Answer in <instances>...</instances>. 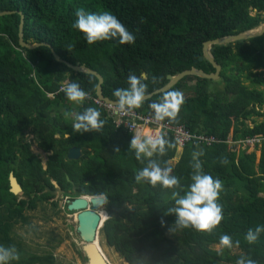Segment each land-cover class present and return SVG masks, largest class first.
Masks as SVG:
<instances>
[{
    "label": "trees",
    "instance_id": "1",
    "mask_svg": "<svg viewBox=\"0 0 264 264\" xmlns=\"http://www.w3.org/2000/svg\"><path fill=\"white\" fill-rule=\"evenodd\" d=\"M77 8L111 12L134 34V43L87 44L72 27ZM0 12H13L0 17V245L16 248L20 259L12 264H55L51 253L26 251L15 239L13 227L27 225L24 213L53 200L57 188L73 198L103 194L108 218L98 235L126 264H235L241 256L264 264V232L253 244L244 239L249 228L264 227V144L257 163L253 153L236 158L220 143L186 145L171 164L176 145L170 133L163 134L173 147L153 159L162 167L167 162L172 174L180 178V188L190 183L192 152L201 149L202 170L222 181L220 224L210 232L179 228L174 214L167 211L173 205L171 192L134 179L147 161H137L129 150L131 134L114 129L90 99L77 105L59 91L62 83L75 80L91 99L96 98V78L75 74L51 53L99 74L102 95L110 101H116L114 89L127 87L130 73H146L149 94L166 85L168 75L191 69L213 73L208 62L198 61L202 44L262 24L264 0H0ZM17 12L23 15V41L50 49L27 50L18 45ZM211 52L221 67L219 81L186 77L178 82L170 90L181 91L184 102L177 119L167 123L220 140L228 134L264 136V34L216 46ZM159 95L135 110L152 115L148 104ZM90 106L100 111L104 127L99 132H74V116L65 117L64 112L74 114ZM256 119L262 120L256 123ZM246 121L253 127L246 126ZM32 144L49 154L45 168L31 153ZM73 147L81 150V157L69 161L66 154ZM221 157L228 163L222 165ZM9 173L21 186V196L9 192ZM180 188L176 191L183 194ZM50 204L56 207L55 202ZM222 234L238 240L239 246H221ZM214 246L221 249L214 250Z\"/></svg>",
    "mask_w": 264,
    "mask_h": 264
},
{
    "label": "clouds",
    "instance_id": "2",
    "mask_svg": "<svg viewBox=\"0 0 264 264\" xmlns=\"http://www.w3.org/2000/svg\"><path fill=\"white\" fill-rule=\"evenodd\" d=\"M74 15L75 20L72 27L83 35L89 45L108 40H114L121 45H132L136 39L134 34L109 11L95 13L86 11L84 8H77ZM147 78L144 72H140L139 75L130 73L127 76V87L117 88L112 92L116 98L115 107L122 113L141 108L147 95L148 84L145 83ZM151 82L155 84L156 78L153 77ZM60 91L69 102L77 105L82 104L86 99H91L88 92L81 88L75 80L62 83ZM183 102V93L179 90L161 93L157 99L148 104L152 113V122L158 127L162 122H174ZM64 116H74L71 127L77 133L99 132L105 125L100 111L91 106L74 114L64 112ZM172 147L173 144L163 134L153 135L147 130L142 135L133 134L129 141V150L137 161H147L144 167L136 171L134 179L137 182H146L153 187L159 185L161 189L171 192L173 205L167 211L174 214L177 227L210 232L223 219L222 206L218 202L219 194L223 190L222 181L202 170L199 160V157L203 155L201 149L192 152L190 183L186 189L180 188V178L172 174L173 170L166 166L167 162L162 167L156 159H153L154 156L165 155L166 150ZM220 163L225 165L228 161L221 157ZM178 188L183 194L176 191ZM104 199L105 197L101 193L96 196L95 202L99 203ZM262 232H264V227L260 225L249 228L244 239L247 243L253 244ZM219 243L223 247L231 248L234 245L239 246L240 242L238 240L234 242L229 235L222 234L219 237ZM19 259V254L14 246L0 245V264H12ZM235 264H256V261L241 256L235 260Z\"/></svg>",
    "mask_w": 264,
    "mask_h": 264
},
{
    "label": "water",
    "instance_id": "3",
    "mask_svg": "<svg viewBox=\"0 0 264 264\" xmlns=\"http://www.w3.org/2000/svg\"><path fill=\"white\" fill-rule=\"evenodd\" d=\"M13 12H0V17L11 15ZM19 16V25L17 32V41L18 45L21 48H25L27 50H33L38 48L39 46H46L50 49L49 46L45 44H32L28 45L23 41V15L21 12H17ZM264 34V22L259 26L241 32L236 35H228L224 37H219L213 40L206 41L202 44V55L198 57V61H206L211 67L214 69L213 73H205L198 69H191L182 71L173 76L168 75L166 77L167 83L163 87L149 93L145 97V101L151 99L154 96H157L163 92L169 91L172 87H174L178 82L186 77H196L204 80H219V74L221 71V67L215 62L214 57L212 55V50L216 46H225L228 44H233L238 41H249L254 38H258ZM54 60L57 63L63 64L68 69L72 70L75 74H84L90 75L96 78L97 85L95 89V96L98 100L114 104L115 102L110 101L102 95L101 85L103 83L102 77L96 72L90 70L84 65H71L67 62L62 61L57 55L51 51ZM80 157V149L78 148H70L67 152V160L76 161ZM66 181L69 182V179L66 177ZM9 182V192L14 195H21L22 189L21 186L17 183L15 177L12 173L8 175ZM70 183V182H69ZM87 196H79L75 199L66 201V210L75 214V234L77 235L79 241L81 242V253L83 258L86 261V264H108L107 260L103 256L99 245H98V233L100 228L102 227L104 221L108 218L106 213L104 212V200L99 203L95 202L96 197H91L90 199H85ZM98 209H103L100 213L96 211Z\"/></svg>",
    "mask_w": 264,
    "mask_h": 264
},
{
    "label": "rangeland",
    "instance_id": "4",
    "mask_svg": "<svg viewBox=\"0 0 264 264\" xmlns=\"http://www.w3.org/2000/svg\"><path fill=\"white\" fill-rule=\"evenodd\" d=\"M218 88H222L220 83ZM27 139L30 140L31 137L27 136ZM30 151L38 157L44 167L48 154L37 150L34 144L31 145ZM179 154L180 151L176 150V155L171 164L179 159ZM55 187L57 188L56 185ZM53 195V200L39 204L34 211L24 213L28 219V224H17L13 227L15 239L20 240L29 253L39 255L51 253L55 258V264H86L80 250L81 242L75 234V214L66 210V201L73 197L65 198L66 196H63L58 188ZM52 201L56 203V207L51 206ZM101 211L103 209H98L96 212L100 213ZM98 245L108 264H126L112 248L106 247L100 241L99 235ZM213 249L220 250L221 246H214ZM233 253H237V251H233Z\"/></svg>",
    "mask_w": 264,
    "mask_h": 264
},
{
    "label": "built area",
    "instance_id": "5",
    "mask_svg": "<svg viewBox=\"0 0 264 264\" xmlns=\"http://www.w3.org/2000/svg\"><path fill=\"white\" fill-rule=\"evenodd\" d=\"M60 91V88H59ZM49 99L54 98V94H46ZM94 105L102 109L105 117L109 120L114 129H124L127 133L142 135L146 130L153 135L170 133L176 145L177 151H182L186 145L194 147H210L214 144H224L229 152L234 153L237 158L241 153H253L264 144V136L253 135L234 138L228 134L224 140L209 136L204 133H189L183 126H171L167 122H162L158 127L152 122V115L142 114L136 110L121 112L114 104L104 103L97 98L90 99Z\"/></svg>",
    "mask_w": 264,
    "mask_h": 264
},
{
    "label": "crops",
    "instance_id": "6",
    "mask_svg": "<svg viewBox=\"0 0 264 264\" xmlns=\"http://www.w3.org/2000/svg\"><path fill=\"white\" fill-rule=\"evenodd\" d=\"M262 119H256V123H259ZM245 125L248 126L249 128H252L253 125L250 121H246L245 122ZM245 137V136H243ZM260 151H261V147L258 149V150H255L253 152L254 156H255V162L257 163L258 162V159H259V156H260Z\"/></svg>",
    "mask_w": 264,
    "mask_h": 264
},
{
    "label": "flooded vegetation",
    "instance_id": "7",
    "mask_svg": "<svg viewBox=\"0 0 264 264\" xmlns=\"http://www.w3.org/2000/svg\"><path fill=\"white\" fill-rule=\"evenodd\" d=\"M57 136H59V135L57 134ZM66 137H67V136H66ZM35 147H36V146H35ZM74 148H76V147H74ZM36 149H37V148H36ZM78 149H79V148H78ZM37 150H38V149H37ZM68 150H69V149H68ZM39 151H40V150H39ZM40 152H42V151H40ZM42 153H44V152H42ZM44 154H48V153H44ZM48 155H49V154H48ZM48 155H47V156H48ZM66 157H67V154H66ZM80 157H81V150H80ZM80 157H79V158H80ZM79 158H78V159H79ZM46 160H47V157H46ZM45 162H46V161H45ZM12 174H13V173H12ZM8 183H9V182H8ZM72 189L74 190V188H72ZM70 193H71V192H67L68 195H69ZM21 195H22V194H21ZM68 195H67V196H68ZM69 197H70V196L65 197V198H69ZM72 199H75V198H71V200H72ZM85 199H88V198H85ZM53 202H54V201H53ZM72 214H74V213H72Z\"/></svg>",
    "mask_w": 264,
    "mask_h": 264
},
{
    "label": "bare ground",
    "instance_id": "8",
    "mask_svg": "<svg viewBox=\"0 0 264 264\" xmlns=\"http://www.w3.org/2000/svg\"><path fill=\"white\" fill-rule=\"evenodd\" d=\"M88 199H90V198H88ZM88 199H87V200H88Z\"/></svg>",
    "mask_w": 264,
    "mask_h": 264
}]
</instances>
